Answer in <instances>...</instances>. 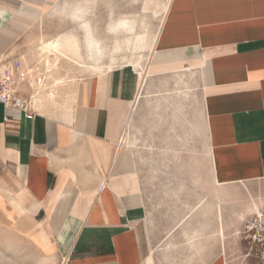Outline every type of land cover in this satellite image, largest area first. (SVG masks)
I'll return each mask as SVG.
<instances>
[{"label":"crops","instance_id":"0c3cea01","mask_svg":"<svg viewBox=\"0 0 264 264\" xmlns=\"http://www.w3.org/2000/svg\"><path fill=\"white\" fill-rule=\"evenodd\" d=\"M71 1L0 0V54L42 77L31 39L48 19L80 29L60 8L85 7L87 20L89 0ZM163 12L141 90L123 65L70 80L36 109L22 85L30 117L0 105V227L35 261L263 264L241 232L264 210V0H170ZM161 126L163 144L190 146V162L204 133L210 187L166 168L177 157L145 136ZM128 128L129 147H117Z\"/></svg>","mask_w":264,"mask_h":264},{"label":"rangeland","instance_id":"374dc122","mask_svg":"<svg viewBox=\"0 0 264 264\" xmlns=\"http://www.w3.org/2000/svg\"><path fill=\"white\" fill-rule=\"evenodd\" d=\"M132 1V2H131ZM73 2V1H71ZM83 2V0L76 1L73 3ZM129 4L131 6L129 7ZM162 4V6H161ZM165 4H168L167 0H102L101 6L94 9L93 0H89L88 6L90 8V14L88 19L91 21V24L95 27L96 34L102 41V44L106 46L107 50L113 43L114 36L107 32V28L111 21H116L121 18H127L133 21L134 29L136 36L142 37V41L140 42L138 47H133L132 50V58L135 60L138 54L145 56L148 55V51L142 50L140 46L148 45L151 35L153 36L156 32L158 26L161 23V19L163 16V7ZM161 8V9H160ZM130 16V18H129ZM66 33H77V37L82 46V56L83 61L87 63L83 51V34L76 24H74L70 19L64 18H54L48 19L46 22L39 24L37 32L33 35L31 39V44L29 46V53L35 55V57H39L37 48L41 41L51 40L54 37L66 34ZM80 33V34H79ZM141 33V34H140ZM79 34V35H78ZM82 34V35H81ZM101 36V37H100ZM135 48V49H134ZM142 52V53H141ZM144 53V54H143ZM130 54L126 56H119L117 60V66H123L124 60H129ZM45 58V57H44ZM109 54L106 53V56L103 59V70L106 65L109 64ZM49 68L43 63H40L35 69L39 74L43 76V82L40 85H33L34 92L32 89L29 90L28 97L33 95L32 107L34 109L38 108L40 102H47V99H50L51 102H55L56 94L60 97L63 92V88L69 89L67 87L71 83H68L70 80L77 79L78 76L87 77L91 74L89 71H84L80 69L78 66L73 64L72 60H68L65 57L58 56L57 59H54V56L51 55L49 58ZM52 60V61H51ZM46 61V60H45ZM58 61V63H57ZM72 63H71V62ZM51 63V64H50ZM53 63V64H52ZM55 65V66H54ZM52 68V70H51ZM40 69V70H39ZM41 73H40V72ZM51 71V72H50ZM62 81L66 84L65 87H55L56 81ZM147 79H145V84ZM71 89V87H70ZM144 89V88H143ZM57 92V93H56ZM142 92V91H141ZM55 93L54 97H51L50 94ZM30 98V97H29ZM27 98L28 103H30V99ZM61 99L56 98V102L61 104ZM49 101V100H48ZM36 103V104H35ZM157 121V120H156ZM165 129L161 126L159 131H147L145 132V136L151 137V142H153L157 150H169V154L175 155L177 159L175 162L171 161L167 163L168 170L182 169L181 175L182 180H190V174L192 176L198 178L199 189L202 187L208 188L211 186V176H210V166L208 159V148L207 143L204 138V133L198 135L197 143L192 144V152L193 149H197V158L192 162H190L191 152L188 146H184L179 143L173 142L172 144H163L160 136L163 137ZM176 133L181 135L183 131L180 128L176 129ZM124 142V143H123ZM129 128L127 131L124 140L120 142L123 146L129 147ZM149 142V141H148ZM199 168V169H198ZM203 169V170H202ZM200 176V177H199ZM200 180V181H199ZM201 183V184H200ZM203 189V188H202ZM244 229V228H243ZM243 232V230H242ZM241 232V233H242ZM242 236V235H241ZM28 249L23 243L17 241L13 236H11L8 232L4 231L2 227H0V264H29L30 261L33 264H43L40 259H36V261L29 257L28 253H25V250ZM35 261V262H34ZM54 264H57L56 262ZM245 264H258L254 259H247Z\"/></svg>","mask_w":264,"mask_h":264},{"label":"bare ground","instance_id":"6f19581e","mask_svg":"<svg viewBox=\"0 0 264 264\" xmlns=\"http://www.w3.org/2000/svg\"><path fill=\"white\" fill-rule=\"evenodd\" d=\"M167 1L169 2L170 0H167ZM161 6H162V4H161ZM67 7H68V9H67ZM166 7H167V4L164 5L163 10H165ZM80 9L83 10V13H82L83 15L87 14L86 11H88V9H85V7L84 8L81 7ZM80 9H78V7L76 5L70 4V5L62 6L60 8V11L66 17H70L72 20H81L80 21V31L83 34L82 42H83V51H84V55H85L84 60H86L87 63L83 61L82 46H81V43L79 42V39L76 35L77 33H75V34L74 33H66V34L58 35L51 40H46V41L40 42V44L37 48V52L39 54V57H41V58L45 57L44 59L46 61L45 60L44 61L47 64V65L46 64L45 65L49 68L48 58L51 55H53L54 59H57L58 56H61V57H65L68 60V62H69V60H72L74 62L73 64L78 66L80 69H83L84 71H89L91 73L99 72V71L104 72V71H108V70L117 66V60H118L119 56H121V55L126 56L127 54H130L131 60H126V58H123V60H124L123 64L124 65H131L135 69L137 76H138V80H139L138 91H139V89L141 90V87H143V81H144L145 77H149V72L145 69V67L142 64V61L145 59L144 58L145 56L138 54L136 59L134 60L132 58V55H133L132 50H133V47L139 46L140 42L142 41V37L136 36V34H129V30L128 31L127 30L121 31V30H119V28L114 27V26H118V25H125L127 23H125V22L121 23L119 21H111L108 28H107V31L109 32V34H112L114 36V38H113L112 45L107 50L106 46L102 44L101 39L99 38V36H97V34L93 28V24L95 22H93V24H91V22H89V19L85 20L82 18V16L77 14ZM152 38L153 37L151 35V38L149 40V44L148 45H142V46H140V48H142V50L147 49V51H149L150 47L152 46V40H153ZM106 53H108L109 57H110L109 58V64L106 65L104 70H103L104 66L99 65V63L104 59V57L106 56ZM157 56H158V54L155 53V49L151 50L149 52V55H148V61L154 62L155 57H157ZM146 57H147V54H146ZM41 60H43V59H41ZM57 63H58V61H57ZM51 70H52V68H51ZM182 78H184V77H182ZM65 85L66 84L64 82L59 81V80L56 81V83H55V87H58V86L64 87ZM50 95H51V97H54L55 93H52ZM127 143H129V142H127ZM130 145H132V144H130Z\"/></svg>","mask_w":264,"mask_h":264},{"label":"built area","instance_id":"2783aa9c","mask_svg":"<svg viewBox=\"0 0 264 264\" xmlns=\"http://www.w3.org/2000/svg\"><path fill=\"white\" fill-rule=\"evenodd\" d=\"M41 82L43 78L31 77L30 71L25 70L19 60H8L0 54V105L5 109H20L26 114L29 103L23 99L21 86L26 84L31 88ZM121 146L118 143L117 147ZM241 235L247 243V255L258 258L264 264V210L246 219Z\"/></svg>","mask_w":264,"mask_h":264}]
</instances>
